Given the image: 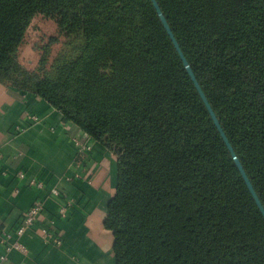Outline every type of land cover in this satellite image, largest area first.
<instances>
[{
    "label": "trees",
    "instance_id": "trees-1",
    "mask_svg": "<svg viewBox=\"0 0 264 264\" xmlns=\"http://www.w3.org/2000/svg\"><path fill=\"white\" fill-rule=\"evenodd\" d=\"M264 207V0H156ZM81 38L42 77L16 60L32 17ZM0 83L117 159L115 264H264V217L151 0H0Z\"/></svg>",
    "mask_w": 264,
    "mask_h": 264
},
{
    "label": "crops",
    "instance_id": "crops-1",
    "mask_svg": "<svg viewBox=\"0 0 264 264\" xmlns=\"http://www.w3.org/2000/svg\"><path fill=\"white\" fill-rule=\"evenodd\" d=\"M116 181L110 150L64 122L44 100L0 83V264H115L103 222ZM51 189L59 195H49ZM37 199L42 213L17 234Z\"/></svg>",
    "mask_w": 264,
    "mask_h": 264
},
{
    "label": "rangeland",
    "instance_id": "rangeland-1",
    "mask_svg": "<svg viewBox=\"0 0 264 264\" xmlns=\"http://www.w3.org/2000/svg\"><path fill=\"white\" fill-rule=\"evenodd\" d=\"M81 38L61 32L54 18L36 14L28 24L16 60L32 75L42 77L79 52Z\"/></svg>",
    "mask_w": 264,
    "mask_h": 264
},
{
    "label": "water",
    "instance_id": "water-1",
    "mask_svg": "<svg viewBox=\"0 0 264 264\" xmlns=\"http://www.w3.org/2000/svg\"><path fill=\"white\" fill-rule=\"evenodd\" d=\"M151 1H152V4H153L154 8L156 9V12H157L162 24L164 25V28L166 29L169 37L171 38V40L173 42V45H174L175 49L177 50V52H178V54H179V56H180V58H181V60L183 62V65H184L186 71L188 72V75L190 76L191 80L194 82V85H195L200 97L202 98V101L204 102V104H205V106H206V108H207V110H208V112H209V114H210L215 126L217 127L218 131L220 132V135L222 136L223 141L225 142V144H226V146H227V148H228V150H229V152H230V154H231L236 166L238 167V169H239V171H240V173H241V175H242V177H243V179H244V181H245L250 193L252 194V196H253V198H254L259 210L261 211V213H262V215L264 217V207L262 206V203L260 202L258 195L256 194V192H255V190H254V188H253V186H252L247 174L245 173V171H244V169L242 167V164L240 163L238 157L236 156V153L234 152L232 145L230 144L227 136L225 135V133H224L219 121H218V118L216 117V115H215L212 107L210 106V104H209V102H208L203 90L201 89L200 84L198 83V81H197V79H196V77L194 75V72L192 71L188 61L186 60L182 50L180 49V46H179L176 38L174 37V35H173V33H172V31H171V29H170V27H169V25H168V23L166 21L161 9H160L157 1L156 0H151Z\"/></svg>",
    "mask_w": 264,
    "mask_h": 264
},
{
    "label": "built area",
    "instance_id": "built-area-1",
    "mask_svg": "<svg viewBox=\"0 0 264 264\" xmlns=\"http://www.w3.org/2000/svg\"><path fill=\"white\" fill-rule=\"evenodd\" d=\"M33 120L36 119L35 116H30ZM84 136H86L84 134ZM78 146H81L83 150H89L90 147L81 144L79 141L76 142ZM20 177H23L24 174L23 172H20L18 174ZM34 182H32L33 184ZM36 184V186L38 188H41L43 185L41 182H36L34 183V185ZM49 195L52 196H57L59 195L58 190L56 189H51L49 192ZM43 210V205H42V201L40 199H37L29 208V210L27 211V213L24 215V217L22 218V220L20 221V223L18 224L17 228H16V232L17 234H21L22 232H24V230L31 226L38 218V216L42 213ZM67 210V207L65 205L61 206L59 209V214L64 215L65 212ZM43 233L45 236H49L51 233L47 231V229H42ZM56 243H59V240L55 241ZM14 246V245H13ZM12 247V245L7 246V249L9 250ZM15 247L17 248H21L19 243L15 244Z\"/></svg>",
    "mask_w": 264,
    "mask_h": 264
}]
</instances>
